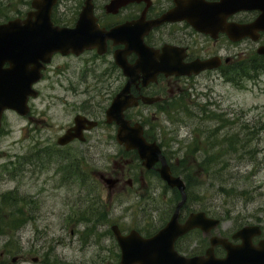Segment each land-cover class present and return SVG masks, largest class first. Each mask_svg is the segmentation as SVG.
<instances>
[{"label":"rangeland","instance_id":"374dc122","mask_svg":"<svg viewBox=\"0 0 264 264\" xmlns=\"http://www.w3.org/2000/svg\"><path fill=\"white\" fill-rule=\"evenodd\" d=\"M0 6L6 12L3 16L12 18L20 0L0 1ZM90 60L87 54L55 56L36 86L40 94L30 102L32 112L20 117L7 111L3 116L0 251L6 244L14 251L9 264H109L107 258L117 246L112 225L125 233L135 229L152 235L169 220L178 201V193L156 172L145 174L147 186L110 191L100 178H112L129 158L121 160L115 126L104 123L119 84L117 75L105 59ZM73 72L87 75V87H92L87 92V116L101 125L87 134L85 143L60 148L57 137L75 114L86 112L71 95L62 100L64 94L45 87L84 86ZM209 96L218 101L206 105L203 115L197 106L207 103L206 97L188 90L169 106L154 109L156 120L147 119L151 125L146 129L179 169L174 173L187 182L186 214L204 211L218 218L222 234L259 225L264 238V67L247 70L234 86L217 81ZM132 111L136 119L138 111ZM204 159L207 171L199 164ZM125 169L137 173L138 165ZM202 242L206 249V239ZM21 254L23 259L10 262Z\"/></svg>","mask_w":264,"mask_h":264},{"label":"flooded vegetation","instance_id":"af4514ba","mask_svg":"<svg viewBox=\"0 0 264 264\" xmlns=\"http://www.w3.org/2000/svg\"><path fill=\"white\" fill-rule=\"evenodd\" d=\"M4 1L5 0H0ZM53 0L49 10V17L52 25L61 27H72L77 24V21L87 8L86 25H97L100 29L109 31L112 28L130 25L131 29H127L132 37V45L129 39L125 36H120L116 40L107 39L105 43V52L99 55L97 49L85 51L81 56L86 54L93 60L105 59V64L111 66L117 75V92L127 83V77L123 75L120 68H115L113 56L118 52L121 57L129 64H136L141 53L153 54V59L160 60L163 48L170 50L169 59L175 62L188 64L193 61L215 60L217 67L214 69L203 70L197 75H176L165 74L159 72L156 74L155 80L152 75H145L141 71L135 73L134 82L130 86L129 93L136 98L137 105L129 108L125 112L127 119L132 122H139L142 126L151 125L146 122L147 119L154 123L156 120V112L154 109H161L164 106H169L177 97L189 91H195L200 97L205 96L207 99V107L214 105L217 98L210 97L212 88L217 81L223 85L234 86L237 76H246L247 71L239 70V66L243 63L245 67H249L251 61H260L257 66L264 67V56L257 53V49L264 45V31H251L248 35H243L237 32L236 26H247L253 24L260 15L257 9H242L232 12L230 6L220 7L215 13V23L204 28L203 31L196 30L186 20V13L190 9L188 3L199 4L197 10H203V1L207 3H216L220 0ZM49 0H20L19 11H15V16L12 18L20 19L23 24L28 23L36 25L38 13L45 10ZM8 4V10H10ZM18 11V12H17ZM90 11V13H89ZM6 13L0 6V24L12 18H6L3 14ZM91 19L92 21H89ZM144 47H143V45ZM146 48L147 50H145ZM145 52V53H144ZM55 56H62L55 54ZM62 57L79 58L68 54ZM87 67V66H86ZM238 67V68H237ZM241 68V67H240ZM81 72L86 73L83 66ZM46 68L42 76L45 74ZM74 74V72H73ZM75 80L85 85L81 86H63L60 87H45L53 93H62V100H66L67 95H71L79 105L83 106L87 117V92L91 86L87 87V75L75 73ZM195 81V82H194ZM58 89V90H57ZM61 90V91H60ZM38 94L39 91H37ZM115 93V94H116ZM39 97V96H38ZM142 98H156L157 101L147 105ZM137 110L136 119L131 116ZM152 110V111H151ZM153 112V113H152ZM152 113V114H151ZM68 126L66 129L70 128ZM97 128V127H96ZM96 128L84 132V137L87 140V134L94 131ZM65 129V130H66ZM116 129V128H115ZM124 154V155H123ZM116 155H118L116 153ZM128 155V157H126ZM121 160L126 159L123 169L120 172L112 173L111 176L116 180L114 188H132L134 185L142 187L148 185L145 174L154 173V170L159 166L155 164L152 170H145L141 166V161L138 159L135 151H123L120 156ZM137 166L138 175L134 171L126 170L127 166ZM130 167V166H129ZM111 178V177H110ZM186 219L180 215L179 221L184 222ZM196 234L195 237L191 235ZM206 239L207 248L204 249L202 238ZM235 232L222 234L218 231L203 233L198 229L190 231L188 234L179 238L175 242L176 251L185 257H201L209 248L210 239L213 237L227 238L233 245L239 244L241 241L236 238ZM258 238L252 239L253 244H257ZM215 258H223L225 251L222 247L216 246L213 248ZM9 256L6 248L0 251V263L4 264L5 259ZM17 259H23L21 256H15ZM35 258H32V260ZM109 264H120V251L117 247L110 253Z\"/></svg>","mask_w":264,"mask_h":264},{"label":"water","instance_id":"95a60500","mask_svg":"<svg viewBox=\"0 0 264 264\" xmlns=\"http://www.w3.org/2000/svg\"><path fill=\"white\" fill-rule=\"evenodd\" d=\"M233 4L237 9H262L264 0H235ZM213 6L214 4H208V14H214ZM207 20H212V18ZM39 21L40 25H20L18 22L12 21L7 25L0 26V120L6 109L14 110L22 116L27 113V99L29 96H35L31 86L40 78L43 64L49 63L53 53L60 52L64 55L72 52L78 55L84 50L97 47L98 52L102 54L106 38L117 39L120 36H130V32L124 30L125 27H117L104 32L98 30L94 25H84V13L73 29L52 27L48 10L40 14ZM188 21L196 25V28L197 25L206 23L205 19L198 18L194 14H189ZM261 22H264V10L256 21L257 24ZM247 28L254 29L253 31L264 30V25L242 26L238 28V31L244 32ZM258 53L264 54V46L258 49ZM154 62L152 56L148 58L143 53L140 54V60L136 65H129L119 55L115 56V63L123 69L129 79L106 109L105 117L107 123L114 122L118 126L117 142L123 145L126 150H136L145 168L150 169L156 162L161 163L158 169L161 179L169 187L179 191L181 200L169 222L151 238L142 239L134 230L124 236L116 226L111 227L121 248V264H264V241L257 248L248 242L250 237L260 234L258 226H246L238 232V236L243 239V244L238 247L230 246L225 240L213 238L212 246L221 244L227 251V255L223 259H214L211 252L207 251V258L185 260L175 252L173 245L179 236L194 228L203 231L214 229L219 221L207 218L204 213L199 212L191 214L184 224L177 222L179 209L186 200L184 182L180 177L171 175L165 157L161 154L156 143L145 141L142 136V127L139 124L130 126L129 121L124 118V111L137 104L135 99L129 95V88L134 82L135 73L141 71L145 75L155 76L162 71L163 63L158 65ZM4 63H8L9 67L2 69ZM204 66L203 62H194L185 66L183 73H197ZM206 66L211 68V65L206 64ZM146 102L152 103L153 101L147 100ZM85 123H87V129L97 124L81 116H76L74 127L57 140L58 144L66 145L74 138L83 140L81 131ZM105 182L110 186L112 184L111 180H105Z\"/></svg>","mask_w":264,"mask_h":264},{"label":"trees","instance_id":"16d2710c","mask_svg":"<svg viewBox=\"0 0 264 264\" xmlns=\"http://www.w3.org/2000/svg\"><path fill=\"white\" fill-rule=\"evenodd\" d=\"M207 162H208V160L206 159H204L201 163H199L200 164V166H203V167H201V169L204 171V169L207 171V169H206V167H208L206 164H207ZM171 168H172V170H176V166H171ZM185 168H187V170H185V171H188L189 169H190V165H189V167H185ZM204 168V169H203ZM178 169V168H177ZM179 170V169H178ZM177 170V171H178ZM186 184H187V182H186Z\"/></svg>","mask_w":264,"mask_h":264}]
</instances>
